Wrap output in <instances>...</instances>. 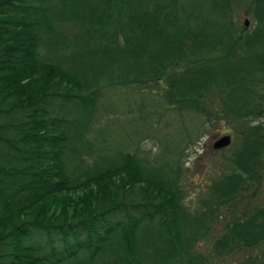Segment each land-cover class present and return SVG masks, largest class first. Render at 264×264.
I'll return each mask as SVG.
<instances>
[{
	"label": "trees",
	"instance_id": "obj_1",
	"mask_svg": "<svg viewBox=\"0 0 264 264\" xmlns=\"http://www.w3.org/2000/svg\"><path fill=\"white\" fill-rule=\"evenodd\" d=\"M188 1L0 0V264H209L197 242L264 174V0L240 29L235 0ZM162 81L178 111L217 95L247 120L192 209L177 160L108 146L97 122L105 85ZM261 244L264 202L226 218L212 254Z\"/></svg>",
	"mask_w": 264,
	"mask_h": 264
},
{
	"label": "rangeland",
	"instance_id": "obj_2",
	"mask_svg": "<svg viewBox=\"0 0 264 264\" xmlns=\"http://www.w3.org/2000/svg\"><path fill=\"white\" fill-rule=\"evenodd\" d=\"M207 1L189 0L186 4L202 12L206 9ZM249 1L232 2L230 8L234 29L244 27V21H247V28L252 27L253 18L245 11ZM187 5L183 10L188 8ZM164 88L163 81L146 85H105L98 99L97 122L104 127V139L108 146L122 145L135 156L147 157L150 161L161 155L177 160L176 181L182 190L184 202L192 209L206 197L208 184L229 168L227 158L238 145V129L247 120H227L217 95L200 104L202 112L178 111L175 104L164 99ZM262 120L264 118L258 121ZM224 134L230 135V143L214 149L213 141ZM263 202L264 174L258 184L249 186L243 200L235 207L221 209L226 211L225 214L213 220L207 235L197 242L196 250L208 257L209 264H240L247 255L264 257V244L222 257L212 254V242L221 233L226 218L232 214L239 215V210L247 205L255 206Z\"/></svg>",
	"mask_w": 264,
	"mask_h": 264
},
{
	"label": "water",
	"instance_id": "obj_3",
	"mask_svg": "<svg viewBox=\"0 0 264 264\" xmlns=\"http://www.w3.org/2000/svg\"><path fill=\"white\" fill-rule=\"evenodd\" d=\"M244 24H247V21H244ZM230 143V135L229 134H224L215 139L212 143V147L214 149H220L222 147L227 146Z\"/></svg>",
	"mask_w": 264,
	"mask_h": 264
}]
</instances>
